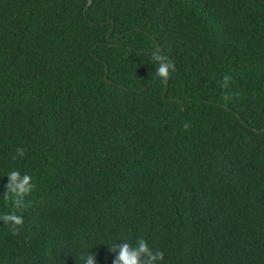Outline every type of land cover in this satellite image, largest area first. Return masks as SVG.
Segmentation results:
<instances>
[{
  "label": "trees",
  "instance_id": "trees-1",
  "mask_svg": "<svg viewBox=\"0 0 264 264\" xmlns=\"http://www.w3.org/2000/svg\"><path fill=\"white\" fill-rule=\"evenodd\" d=\"M12 170L35 185L23 209ZM12 211L0 264H112L141 237L159 264H264V0H0Z\"/></svg>",
  "mask_w": 264,
  "mask_h": 264
},
{
  "label": "clouds",
  "instance_id": "clouds-1",
  "mask_svg": "<svg viewBox=\"0 0 264 264\" xmlns=\"http://www.w3.org/2000/svg\"><path fill=\"white\" fill-rule=\"evenodd\" d=\"M152 61L157 65L156 76L163 81L171 78V74L176 71L175 62L167 55L162 54L159 50L152 54ZM231 77L225 76L222 81V87L227 88ZM190 124L185 122L183 129L187 131ZM24 150L18 149L17 156H24ZM16 157H13L15 160ZM8 183L5 185V193L3 199L11 200L14 209L25 208V200L34 190L35 185L32 177L27 174H21L20 171L12 170L7 174ZM0 221L4 225H8L12 229L13 235H20L19 229L24 224L21 215H17L15 211L0 215ZM109 251L115 254L112 264H159L164 260V253L155 250L148 245L146 240L141 237L136 240L135 245L126 241L123 243H115L109 248ZM83 264H97L96 255L92 252L81 257Z\"/></svg>",
  "mask_w": 264,
  "mask_h": 264
},
{
  "label": "water",
  "instance_id": "water-1",
  "mask_svg": "<svg viewBox=\"0 0 264 264\" xmlns=\"http://www.w3.org/2000/svg\"><path fill=\"white\" fill-rule=\"evenodd\" d=\"M88 3H90V1H88ZM107 74H108V67L106 66V67H105V75H104V80H105V81H107ZM157 78H158V77H157L156 74H155V77H154L153 83L156 82ZM168 81H169V80H167V81L165 82V90H164V94H165L166 91H167Z\"/></svg>",
  "mask_w": 264,
  "mask_h": 264
}]
</instances>
